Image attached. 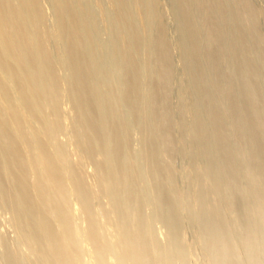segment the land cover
<instances>
[{"label": "bare ground", "instance_id": "6f19581e", "mask_svg": "<svg viewBox=\"0 0 264 264\" xmlns=\"http://www.w3.org/2000/svg\"><path fill=\"white\" fill-rule=\"evenodd\" d=\"M157 2L0 0V216L14 237V248L1 239L0 263L197 264L184 245L200 237L211 264H264V231L243 233L234 247L219 208L205 210L204 190L190 235L165 190L150 126L149 56L157 50L164 78L172 53L182 55L190 81L177 71L175 81H189L191 93L178 87L186 110L189 95L198 103L193 130L207 181L220 201L229 192L239 204L237 177L249 164L264 207V44L252 11L246 0H171L176 34H158L155 47ZM77 162L102 208L85 194Z\"/></svg>", "mask_w": 264, "mask_h": 264}, {"label": "rangeland", "instance_id": "374dc122", "mask_svg": "<svg viewBox=\"0 0 264 264\" xmlns=\"http://www.w3.org/2000/svg\"><path fill=\"white\" fill-rule=\"evenodd\" d=\"M166 1V2H165ZM247 3H248V6L250 8V12L252 14V16L254 17V28L255 31L257 32V34H259L260 38H261V41H262V44H264L263 40H264V0H257V2H255L254 4V1L252 0H246ZM256 1V0H255ZM159 4V6H158ZM162 5V6H161ZM168 5V7L166 6ZM169 6H171V0H158V2L156 3V10H155V14H154V19H153V25H154V35L153 33H151L149 40H151V44L155 47L157 45V40H158V34L160 33H163L164 36L166 37H169L171 35H175V29H174V25H172V22L171 20L168 19V11L170 13V10H172V6L169 8ZM161 9H160V8ZM163 7V8H162ZM260 7V8H258ZM255 8V9H254ZM169 9V10H168ZM263 9V10H262ZM160 10H162L161 12H159ZM263 11V12H262ZM160 13V14H159ZM164 13V14H163ZM157 14V15H156ZM260 14V15H259ZM160 16V17H159ZM261 16V17H260ZM156 17V18H155ZM259 22V23H257ZM161 23V24H160ZM169 24V25H168ZM256 24V25H255ZM259 24V26H258ZM261 24V25H260ZM47 27V26H46ZM170 27V29H168ZM174 29V30H173ZM43 32L44 35H46L48 32H46V28L45 26H43ZM45 30V31H44ZM258 30V31H257ZM260 30V31H259ZM157 31V32H155ZM174 32V33H173ZM171 34V35H170ZM161 35V34H160ZM48 37V35L46 36V38ZM48 39V38H47ZM264 47V45H263ZM157 50L155 52H153V54H151L149 56V59H148V64H149V87L151 89V94H152V98H151V108H150V111H151V122H150V126H151V129H152V134L153 136V141L155 146H156V149L157 150V153H158V163H159V166L162 168L164 167V172H165V175L167 176V180H169V183H166L165 184V190L167 192V194L169 196H171L174 200V204H175V209H176V212H178L179 216L180 217H183V219L180 218V220L182 222H186V226H187V229L191 235L192 231L196 228L197 230L199 229V225L197 224V220H196V215L199 213L200 211V204L198 203V194H201V192L204 190V192L202 193H206L204 196L206 197L205 198V202H204V208L207 212H211L214 207H216L217 209L219 208V210L222 212V216H223V225H224V228L226 229L228 235L231 237V240H232V244L234 243V247H237V245L240 244V235H246L247 234H250L252 236L255 237H259L257 233V231H264L262 229H264V210L260 209V208H264L261 205H263L262 203L259 202V199L261 198L262 196V182L261 180H259L258 178L255 180V173L253 171L254 168H252L251 165L249 164H244V166H241L243 164L241 163H244L242 162L241 160H239V164L241 166V174L240 177H237V182L239 183L241 181V184L240 185V189L242 191H244V199L245 200H242L239 204L236 202L235 203V200L233 198V195L228 192L227 194V197L229 196V198H227L226 201H220L217 196V194L215 193V191L212 189V183L210 181H207V178H208V175H209V165H208V159L206 158V156L204 155L203 151H202V144H201V141L199 140V138L196 136L197 134L195 133V129L193 130L194 128V122H195V116H197L198 114V103L196 104V100L194 98H192L191 95H189V91L191 93V87L189 86V81H190V76L187 75V70H184L185 69V61H184V58L182 55H178L177 54H173L172 53V58H173V65L172 66V69H173V72H171V76H173V78L170 76V75H165L163 76L164 78H162L161 76H159L158 74L161 72V66L162 64H159L161 63V59H160V55L156 54ZM263 52H264V48H263ZM155 53V54H154ZM180 58L182 60V63H181V60L178 59ZM182 58H181V57ZM177 58V59H176ZM156 60V61H155ZM179 60V61H178ZM151 61V62H150ZM159 62V63H158ZM180 62V64H179ZM177 63H178V66H179V69L177 67ZM182 64V65H181ZM152 65V66H150ZM180 66L183 68H180ZM155 67V68H154ZM160 67V68H159ZM177 67V68H176ZM178 72L181 74V76H184L187 75V79L189 81L185 82L184 81L182 82L181 80H178L177 82L175 81L176 80V77H175V72ZM186 71V72H184ZM155 72V73H154ZM154 73V74H153ZM158 73V74H157ZM153 74V75H152ZM157 74V75H156ZM161 74V73H160ZM159 76V77H158ZM162 78V79H158V78ZM175 77V78H174ZM185 77V79H186ZM168 78H170L169 80H167ZM152 79V80H151ZM165 79V80H164ZM165 81V82H164ZM168 81V82H167ZM174 81V82H173ZM164 82V84H163ZM166 82H167V85H166ZM177 83V85H174L173 83ZM175 83V84H176ZM180 83H181V87L183 89L185 88H188V89H185V92L188 91V95L189 97H191V99H193L192 102L194 103H191L190 104V107H188L189 109L186 110L187 106H189L184 100V96L180 93V89L178 88L180 86ZM184 83L185 86H182ZM165 87V88H164ZM168 87V88H167ZM175 87V89H174ZM185 87V88H184ZM171 89V90H170ZM176 90V92L174 90ZM179 89V90H177ZM165 90V91H164ZM166 90H169V91H166ZM161 92V93H160ZM170 92V93H169ZM175 92V93H174ZM167 93V94H166ZM180 93V94H179ZM163 94V95H162ZM175 94V96L177 94H179V96L177 95L176 97L175 96H171ZM169 99H172V100H169ZM177 99V100H176ZM153 100V101H152ZM166 101V102H165ZM172 102V103H171ZM182 102V103H181ZM179 103V105H178ZM184 103V105H183ZM170 104V105H169ZM175 104V105H174ZM186 104V105H185ZM173 106V107H172ZM168 108V109H167ZM181 108V109H180ZM184 108V109H183ZM191 108V110H190ZM198 109V110H196ZM189 110V111H188ZM193 110V111H192ZM173 111V112H172ZM189 112H193V116H189L187 117L189 114ZM162 113V114H161ZM184 113H188V115H184ZM160 114V115H159ZM170 115V116H168ZM174 116V117H173ZM176 116V117H175ZM168 117V118H167ZM173 117V119H172ZM182 117V118H181ZM176 118V119H175ZM158 119V120H157ZM171 120V121H170ZM175 120V121H173ZM191 120V121H190ZM170 121V122H169ZM186 121V122H185ZM170 125H169V123ZM172 122V123H171ZM159 123V124H158ZM176 124V125H174ZM179 124V125H178ZM188 124V125H187ZM167 125V126H166ZM191 127V128H189ZM173 129V130H172ZM175 129H177L175 131ZM166 132L167 135H166ZM175 132V133H174ZM183 133V134H182ZM169 134V135H168ZM172 135V136H171ZM165 136V137H164ZM167 136V137H166ZM182 136V137H181ZM162 138V139H161ZM176 138V139H175ZM197 139V140H196ZM172 140V142H171ZM182 140V141H181ZM162 141V142H161ZM166 141V142H165ZM171 142V143H169ZM166 143V144H165ZM137 144V142L135 141L133 146L135 147ZM169 144V145H168ZM188 144V145H187ZM263 145H264V140H263ZM162 146V147H161ZM172 146V147H171ZM179 147V148H178ZM166 148V149H165ZM168 148V149H167ZM162 150V151H161ZM173 153V154H172ZM184 153V154H183ZM180 155V156H179ZM176 156V157H175ZM161 157V158H160ZM169 158V159H168ZM172 158V159H171ZM169 161V162H167ZM178 159V160H177ZM197 159V160H196ZM165 163H164V162ZM187 161V162H186ZM203 163H202V162ZM177 162V163H176ZM183 162V163H182ZM168 163V164H167ZM175 163V165H174ZM182 163V164H181ZM78 164V162H77ZM184 164V165H183ZM206 164V165H204ZM84 165V164H83ZM80 165H75V172L78 175V178L79 180H82L83 183H81L83 186L82 187H85V185H87V187L90 189H84L83 190L86 192L85 194H87V197L89 198V201L90 202H93L96 198V196L98 197L96 199V204H98L100 206V208L103 207L102 204H99L100 202V199H99V196L98 194H96L95 191V194L92 192L93 188L95 187V183H94V177H92L93 175L92 174H88L86 173V166H81L79 167ZM172 166V167H171ZM192 166V168H191ZM201 166V167H200ZM79 167V168H78ZM85 168L83 170V168ZM184 167V168H183ZM185 167H188V168H185ZM199 169H198V168ZM205 167V168H204ZM248 167V168H247ZM176 168V169H174ZM247 168V169H246ZM77 169V170H76ZM82 169V170H81ZM192 169V170H191ZM197 169V170H196ZM202 169V170H201ZM244 169V170H243ZM246 169V170H245ZM176 170V171H175ZM179 170V171H178ZM185 170V171H183ZM196 172H195V171ZM252 170V171H251ZM82 171V172H80ZM247 171V174L250 175L251 173H253L252 175H250L251 177H255L254 179L252 178L251 180H247V176L245 175ZM178 172V173H177ZM186 172V173H184ZM190 172V173H189ZM192 172V173H191ZM79 173V174H78ZM184 173V174H183ZM86 174V175H84ZM196 174V175H195ZM170 175V176H169ZM172 175V176H171ZM179 175V176H178ZM175 176V177H174ZM192 176V177H191ZM246 176V177H245ZM82 177V179H81ZM91 177V178H90ZM171 177V178H170ZM177 177V178H176ZM185 177V180L183 179ZM206 177V181L207 183H205L206 181L204 180ZM178 178H182L181 180L178 179ZM191 178V179H190ZM203 178V179H202ZM187 179V180H186ZM244 179V180H243ZM249 179V178H248ZM183 180V181H182ZM202 180V181H201ZM205 182H204V181ZM254 180V181H253ZM85 181V182H84ZM87 181V182H86ZM178 181V182H177ZM184 181L186 183H184ZM243 181V182H242ZM253 181V182H252ZM256 181V183H255ZM204 182V183H202ZM86 183V184H84ZM88 183V184H87ZM243 183V184H242ZM258 183V184H257ZM249 184V185H248ZM92 185V186H91ZM186 185V186H185ZM248 185V186H247ZM90 186V187H89ZM185 186V187H184ZM244 186V187H243ZM93 187V188H91ZM168 187V188H167ZM178 187V188H177ZM180 187V188H179ZM183 187V188H182ZM251 187V188H250ZM257 188L256 190H259V191H256L254 190L255 192H253V189ZM253 188V189H252ZM259 188V189H258ZM92 189V190H91ZM173 189V190H172ZM179 189V190H178ZM180 189H182L180 191ZM197 189H199L197 191ZM210 189V190H209ZM251 189V190H250ZM261 189V190H260ZM178 190V191H177ZM202 190V191H200ZM90 191L92 192L91 194ZM180 193V194H179ZM194 193V194H193ZM216 195H215V194ZM247 193V194H246ZM255 196H254V194ZM212 194V195H211ZM175 195V196H174ZM192 195V196H191ZM249 196V197H248ZM94 198V200L92 198ZM260 197V198H259ZM192 198V199H191ZM215 198V199H214ZM233 198V200H231ZM254 198V199H253ZM257 198V199H255ZM93 201H92V200ZM99 199V200H98ZM248 199V200H247ZM176 200V201H175ZM257 202H256V201ZM262 200V199H261ZM97 201H99L97 203ZM181 201V202H180ZM219 202V204H218ZM235 204H233V203ZM253 202V203H252ZM101 203V202H100ZM192 203V204H191ZM195 203V204H194ZM258 203H260L258 205ZM186 204V205H185ZM96 205V206H98ZM98 206V208H99ZM177 206V207H176ZM181 206V207H180ZM183 208V210L181 211L179 208ZM234 207V208H233ZM250 209H249V208ZM259 207V208H258ZM188 208V209H187ZM190 208V210H189ZM245 208V209H244ZM247 208V209H246ZM208 209V210H207ZM199 210V211H198ZM198 211V212H197ZM226 211V212H225ZM148 212V210H147ZM183 212V213H182ZM224 212V213H223ZM1 213V211H0ZM192 213V214H191ZM197 213V214H196ZM235 213V214H234ZM258 213V214H257ZM2 214V213H1ZM0 214V215H1ZM184 214V215H183ZM196 214V215H195ZM226 214V215H225ZM194 215H195V218H194ZM237 215V216H236ZM259 215V216H258ZM3 218L0 216V242H2L3 240L7 241L8 243H10V246L13 244V233H12V230L10 228V231H9V227L8 229L5 227L6 223L2 220L4 219L5 217V214L3 213ZM187 216V217H186ZM193 216V217H192ZM111 217V222L112 220L115 218V216H113L112 214L110 215ZM241 221H240V219ZM242 217V218H241ZM193 219V220H191ZM261 221H260V220ZM2 220V221H1ZM5 220V219H4ZM256 220V221H255ZM115 220H113L114 222ZM188 221V222H187ZM192 221V222H191ZM196 221V222H195ZM244 221V222H243ZM252 221V222H251ZM3 222L5 224H3ZM190 222V223H189ZM243 222V223H242ZM195 223V224H194ZM251 223V224H250ZM253 223V224H252ZM185 224V223H183ZM226 224V225H225ZM197 225V226H196ZM252 225V226H251ZM160 226V225H158ZM157 226V227H158ZM195 226V228H194ZM254 226V227H253ZM260 226V228H259ZM98 228H100V225L97 226ZM228 227V228H227ZM234 227V228H233ZM251 227V228H250ZM159 228V227H158ZM194 228V229H192ZM259 230H258V229ZM231 229V230H230ZM252 229V230H251ZM255 229H257L255 231ZM230 230V231H229ZM229 231V232H228ZM233 233V234H232ZM255 233V234H254ZM12 234V235H11ZM231 234V235H230ZM5 238L3 239L2 238ZM235 237V238H234ZM200 237H198L197 239L193 238L192 237V241L190 239V244H185L184 247H185V251H186V256L187 257H190L192 254H194L193 256H196V258L198 257V255L195 254L196 250L199 254V257H198V261L199 259H202L200 260L199 262H197V264H211V261L209 262L208 260V255L206 254L205 255V251L203 250V242H202V239L200 240L199 239ZM2 239V241H1ZM235 239V240H234ZM237 239V240H236ZM197 240V241H196ZM195 241V242H194ZM198 242V244H197ZM195 243V244H194ZM1 244V243H0ZM191 244H192V247H191ZM200 244V245H199ZM199 245V246H198ZM1 246V245H0ZM196 246V247H195ZM198 246V247H197ZM12 248H14V245L11 246ZM201 247V248H200ZM187 248V249H186ZM1 249V247H0ZM191 250V251H190ZM205 252L202 254V251ZM1 251V250H0ZM201 253H200V252ZM190 252V253H189ZM196 252V253H197ZM191 254V255H190ZM204 255V256H203ZM207 256V257H206ZM203 257V258H202ZM206 257V258H205ZM245 260V257L242 255L241 256V259L243 260V258ZM204 258H205V261H204ZM243 260V261H244ZM205 262V263H204ZM213 262V261H212ZM264 262V261H262ZM2 264V263H0Z\"/></svg>", "mask_w": 264, "mask_h": 264}]
</instances>
